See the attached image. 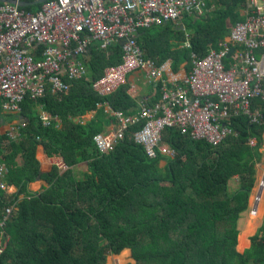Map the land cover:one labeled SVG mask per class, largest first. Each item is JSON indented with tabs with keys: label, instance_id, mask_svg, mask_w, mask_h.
Wrapping results in <instances>:
<instances>
[{
	"label": "trees",
	"instance_id": "1",
	"mask_svg": "<svg viewBox=\"0 0 264 264\" xmlns=\"http://www.w3.org/2000/svg\"><path fill=\"white\" fill-rule=\"evenodd\" d=\"M35 2H28L26 10L37 11ZM214 2L215 9L208 3L203 13L185 16L181 25L139 30L137 41L146 58L159 66L171 61L175 72L183 64L191 69L192 54L205 57L244 20V0ZM121 60L120 43L108 51L95 45L88 77L72 82L68 95H54L49 87L46 98L28 99L18 141L6 147L12 126L0 133V162L10 170L6 182L11 191L18 190L0 191V223L8 208L15 209L0 227V242L7 243L0 264H107L109 256L122 253L117 264H124L130 255L126 250L134 264H264V222L252 249L242 254L238 248V223L256 187L264 126L235 118L237 137L229 136L219 146L166 129L163 141L177 152L174 159L149 158L134 141L136 126L112 152L101 154L95 136L103 132L104 122L82 124L81 118L98 111L104 101L126 114L139 110L128 85L107 98L94 90L93 81ZM40 108L60 124L46 127ZM5 116L0 101L1 122ZM9 120L13 122L8 118L3 128ZM251 139L255 148L248 145ZM41 150L62 158L69 170L44 169L38 160ZM81 166L88 168L83 178L77 171ZM40 177L50 187L32 193L29 187ZM234 179L241 188L230 193Z\"/></svg>",
	"mask_w": 264,
	"mask_h": 264
},
{
	"label": "built area",
	"instance_id": "2",
	"mask_svg": "<svg viewBox=\"0 0 264 264\" xmlns=\"http://www.w3.org/2000/svg\"><path fill=\"white\" fill-rule=\"evenodd\" d=\"M0 1H5L0 3V101L5 115H22L23 104L46 98L49 87L54 95H68L72 82L89 76L93 47L99 44L108 51L120 43L121 62L108 67L101 79L92 80L94 90L110 97L127 85L130 74L141 71L149 84L158 85L161 98L143 104L134 114L115 110L109 101L99 103L112 120L110 130L95 136L101 154L112 152L136 126L140 128L134 141L151 159L176 157L177 152L163 141L166 129L219 146L229 136L237 137L235 118L264 126V0H244V20L205 57L192 54L191 71L182 79H177L171 61L159 66L146 58L135 33L201 14L206 0H49L35 12L20 4L41 0ZM43 118L46 127L60 124L48 114ZM80 123L85 124L86 117ZM18 132L13 127L6 147L19 140ZM248 145L255 148L256 141L251 139ZM57 166L62 173L69 170L64 162ZM9 172L0 162V191L11 192L6 182ZM260 202L257 197L255 205ZM14 210H6L0 227ZM251 213L256 216L257 208ZM3 243L0 255L7 246Z\"/></svg>",
	"mask_w": 264,
	"mask_h": 264
},
{
	"label": "crops",
	"instance_id": "3",
	"mask_svg": "<svg viewBox=\"0 0 264 264\" xmlns=\"http://www.w3.org/2000/svg\"><path fill=\"white\" fill-rule=\"evenodd\" d=\"M208 3L212 4V9L216 8V3L214 2V0H206V4L208 5ZM39 5V4H37ZM206 5V6H207ZM210 10L208 9V12ZM241 12V16H243V18H245V13H244V8L240 10ZM138 34V33H137ZM222 40V39H221ZM89 65V64H88ZM191 71V69L188 70V68L186 67L185 64H183L178 71H176V77L177 79H182L184 78L185 75H188V73ZM127 85L129 86V94L132 96V98H134L138 104V108L139 109L143 104H154L156 102H158L160 100V89L158 87V85L156 84H149L146 79H145V75L143 72L141 71H136L132 74H130L127 78ZM40 115L42 117H44V115L46 114L42 108L39 109ZM105 112L102 109H99L98 111H95L93 113H91L90 115L86 116V123L90 122V121H97L100 124H103V132L106 130H110L112 128V120L110 117H108L107 115H104ZM21 115L19 116H14V115H6L4 120L1 122L0 121V133L4 134L6 132V130L8 129L7 127H20V125L25 123V120L21 117ZM12 118L13 122H8V124L6 125V127H2V123L3 122H7L8 118ZM261 154H262V160L260 162V164H264V134H263V147L261 149ZM38 160L40 161V163L42 164V167L44 169H48L54 166H57L59 163L64 162V160L60 157H55V158H50L46 151H40L39 156H38ZM259 164V165H260ZM166 165V161H162L161 162V166H165ZM77 171L79 172V174L81 173L82 175L85 174L86 172H88V168L81 166L77 169ZM258 174V172H257ZM39 179H41L39 181ZM35 183L31 184L29 187V190L32 193L35 194H41L43 192H45L47 189H49V184L42 178L40 177ZM262 179V177H261ZM264 180V177H263ZM238 190V189H237ZM237 190H235L233 193H235ZM17 189H12L10 194H14L15 192H17ZM260 191V188H259ZM259 194V192H258ZM254 195L251 197L250 201H249V208H248V215L245 218V224H244V228L241 231L239 226H238V231H239V236H238V248H239V252L244 254L245 252L249 251L252 249L253 246V239L255 237H257V235L260 232V229L263 225L264 222V193L262 190V196H261V202L256 206L255 205V201H254ZM256 196V195H255ZM254 208H257L258 214L256 216L251 215V212ZM241 219V218H240ZM130 257L132 258V254L130 252Z\"/></svg>",
	"mask_w": 264,
	"mask_h": 264
},
{
	"label": "rangeland",
	"instance_id": "4",
	"mask_svg": "<svg viewBox=\"0 0 264 264\" xmlns=\"http://www.w3.org/2000/svg\"><path fill=\"white\" fill-rule=\"evenodd\" d=\"M179 24L181 25L182 22H178V25ZM257 172H258V174H257V177H256V179H257V181H256V187L253 190L252 195H251V197L253 196V194L256 195V196L254 195V197H255L254 198V201H256V199H257L258 192H259V188H260V184H263V182H264V180H263V177H264V164H260V165L257 166ZM79 176H80V178H83V175H81V173H80ZM261 177H262V179H261ZM229 188H230L229 189V192L230 193H233L235 190L240 189L241 188L240 180L239 179H234L230 183V187ZM263 193H264V189H263ZM251 197H250V199H251ZM247 215H248V211L244 212L242 214V216H241V219H240L239 223H238V226H239V228H240L241 231L244 228V224H245V220H246L245 218L247 217ZM251 215H252V213H251ZM122 255H123V253L121 255H119V256H109L107 264H117L118 258L121 257ZM130 256L131 255H129V257L127 258V260H126V262L124 264H134L133 259Z\"/></svg>",
	"mask_w": 264,
	"mask_h": 264
},
{
	"label": "water",
	"instance_id": "5",
	"mask_svg": "<svg viewBox=\"0 0 264 264\" xmlns=\"http://www.w3.org/2000/svg\"><path fill=\"white\" fill-rule=\"evenodd\" d=\"M47 1H49V0H41V1H38V2H35V3H36V4H42V3H45V2H47ZM0 3H5V1H0ZM20 6H21L22 8H28V7L31 6V4H30V3H21ZM135 36L137 37L138 34L135 33ZM232 52H233V50L231 51V53H232ZM40 180H41V179H39V181H40ZM261 195H262V188H260V191H259L258 197H260ZM126 251L131 252L130 250H126ZM124 252H125V251H124Z\"/></svg>",
	"mask_w": 264,
	"mask_h": 264
},
{
	"label": "bare ground",
	"instance_id": "6",
	"mask_svg": "<svg viewBox=\"0 0 264 264\" xmlns=\"http://www.w3.org/2000/svg\"><path fill=\"white\" fill-rule=\"evenodd\" d=\"M261 185H264V182H263V184H261Z\"/></svg>",
	"mask_w": 264,
	"mask_h": 264
},
{
	"label": "clouds",
	"instance_id": "7",
	"mask_svg": "<svg viewBox=\"0 0 264 264\" xmlns=\"http://www.w3.org/2000/svg\"><path fill=\"white\" fill-rule=\"evenodd\" d=\"M261 196H262V195H261ZM261 196H260V197H261ZM257 197H258V196H257Z\"/></svg>",
	"mask_w": 264,
	"mask_h": 264
}]
</instances>
